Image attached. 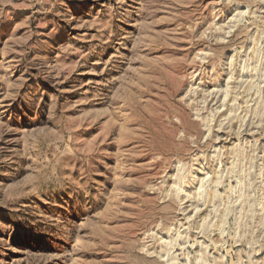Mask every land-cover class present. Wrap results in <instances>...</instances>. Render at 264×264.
Listing matches in <instances>:
<instances>
[{
  "label": "rangeland",
  "instance_id": "rangeland-1",
  "mask_svg": "<svg viewBox=\"0 0 264 264\" xmlns=\"http://www.w3.org/2000/svg\"><path fill=\"white\" fill-rule=\"evenodd\" d=\"M0 264H264V0H0Z\"/></svg>",
  "mask_w": 264,
  "mask_h": 264
}]
</instances>
